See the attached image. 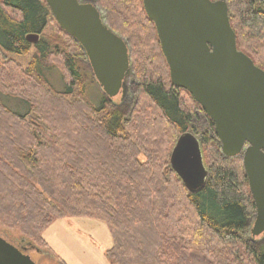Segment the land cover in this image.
<instances>
[{
	"label": "trees",
	"instance_id": "1",
	"mask_svg": "<svg viewBox=\"0 0 264 264\" xmlns=\"http://www.w3.org/2000/svg\"><path fill=\"white\" fill-rule=\"evenodd\" d=\"M227 3L238 48L264 69V0ZM98 4L130 47L139 95L128 113L131 101L92 102L86 53L46 0H0V224L49 247L43 233L58 218L103 221L110 264H264V235L250 230L256 204L243 160L223 153L212 118L172 82L144 1ZM32 49L26 67L8 56ZM57 67L63 91L47 76ZM187 132L199 139L208 169L196 191L171 164Z\"/></svg>",
	"mask_w": 264,
	"mask_h": 264
},
{
	"label": "water",
	"instance_id": "2",
	"mask_svg": "<svg viewBox=\"0 0 264 264\" xmlns=\"http://www.w3.org/2000/svg\"><path fill=\"white\" fill-rule=\"evenodd\" d=\"M55 19L83 47L94 76L110 98L124 96L132 72L127 39L106 23L96 3L46 0ZM155 22L172 82L187 89L215 124L226 156H240L256 212L253 237L264 235V69L237 46L227 0H143ZM39 34H29L36 42ZM171 164L191 191L208 176L199 139L181 135ZM0 264H37L0 234Z\"/></svg>",
	"mask_w": 264,
	"mask_h": 264
},
{
	"label": "rangeland",
	"instance_id": "3",
	"mask_svg": "<svg viewBox=\"0 0 264 264\" xmlns=\"http://www.w3.org/2000/svg\"><path fill=\"white\" fill-rule=\"evenodd\" d=\"M95 2L105 18V10L99 6L98 0H95ZM51 22L49 23L48 31H51L53 28V22ZM33 53L34 49L27 55L9 54L8 56L26 67ZM1 59L2 56L0 54V60ZM86 62L88 67L91 68L89 61L86 60ZM132 62L131 55V66ZM59 66L61 65L59 64ZM131 70L132 72L129 77L135 84L132 87L130 95L125 97H128L127 99L129 100L131 99L126 113L131 110L139 95V81L134 73L133 66ZM61 71L62 69L60 67L47 71V76L51 84L58 91H63L65 89ZM88 95L96 106H99L105 100V97L110 103L117 104L122 101L123 96L122 93L112 98L107 96L100 88L94 73L90 77ZM3 99L16 111L23 112L20 108L21 105V107L26 110L27 105L21 103L22 101L17 98L3 96ZM0 234L11 242H26L27 244L30 243L33 245L34 249L30 250L29 254L37 264H110L105 255L106 249L112 245V236L109 227L105 222L91 217L67 216L56 219L43 233V236L51 247H47L44 243L35 244L20 231L7 228L1 224ZM36 248L38 250H35Z\"/></svg>",
	"mask_w": 264,
	"mask_h": 264
},
{
	"label": "flooded vegetation",
	"instance_id": "4",
	"mask_svg": "<svg viewBox=\"0 0 264 264\" xmlns=\"http://www.w3.org/2000/svg\"><path fill=\"white\" fill-rule=\"evenodd\" d=\"M80 1H92L93 3H96L95 0H80ZM97 5V4H96ZM130 76V75H129ZM128 82H129V88H128V93L125 94L124 96H122V102L124 101H131V99H127L125 98L126 96H129L130 93H131V90H132V87L134 86V81L129 77L128 78ZM14 243V242H12ZM17 247H19L22 251L26 252V253H29L30 250H33L34 249V246L31 245L30 243H14ZM35 250H38L37 248Z\"/></svg>",
	"mask_w": 264,
	"mask_h": 264
}]
</instances>
